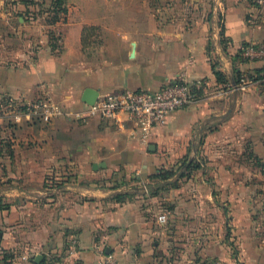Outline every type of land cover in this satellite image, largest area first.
I'll return each instance as SVG.
<instances>
[{
	"label": "crops",
	"instance_id": "1",
	"mask_svg": "<svg viewBox=\"0 0 264 264\" xmlns=\"http://www.w3.org/2000/svg\"><path fill=\"white\" fill-rule=\"evenodd\" d=\"M3 1L0 15L16 19L13 26L1 22L0 46L11 38L17 48L0 50V69L10 63L17 72L0 71V264H99V244L118 264H181L168 257L163 224L126 193L135 180L185 157L212 117L221 118V132L237 126L224 118L240 120L235 85L245 75H264V59L241 53L264 44V21L254 20V6L248 0H66L62 12L36 9L31 0L6 10ZM51 16L54 24L40 22ZM182 80L205 81V92L170 115L146 144L125 117L121 124L85 118L87 88L99 95L157 91ZM253 81L245 94L246 123L264 128V79ZM46 99L67 115L44 124L20 110ZM240 190L250 189L241 184ZM256 202L248 192L240 196L242 264H264V247L254 243ZM209 225L193 222L188 231L190 250L203 237L204 258L212 254Z\"/></svg>",
	"mask_w": 264,
	"mask_h": 264
},
{
	"label": "rangeland",
	"instance_id": "2",
	"mask_svg": "<svg viewBox=\"0 0 264 264\" xmlns=\"http://www.w3.org/2000/svg\"><path fill=\"white\" fill-rule=\"evenodd\" d=\"M18 2V0H4L1 4L7 10L12 9ZM30 2H33L36 9L53 8L52 3L45 1ZM251 2L254 3L252 7L254 20L263 24L261 21H264V0H251ZM6 14L8 17L0 15V24L5 22L13 26L15 15ZM52 18L53 16L47 17L40 22L45 20L51 22ZM9 35L11 36L12 33L10 32ZM25 47L28 49L29 46ZM16 48L11 38L5 48L0 46V50L11 52ZM14 68L15 65L7 63L0 71L5 70L4 74L14 75L17 72ZM245 77L250 78V75ZM239 93L240 120L230 117L229 113L224 116L232 121L231 123H237V126H228L221 132L216 128L217 120L221 118L212 117L205 131L197 136L185 157L157 171V175L161 177L165 175L166 178L135 180L131 186L132 191L126 193L131 201L140 200V209L145 215L157 218L161 215L166 216L163 227L170 260L179 258L178 263L181 264H242L240 196L246 192L249 193L252 201H257L251 209L255 217L253 231L258 234L254 243L264 247V128L247 125L248 120L245 118L247 91H237L233 94L239 96ZM20 110L23 113L27 112L26 103L21 104ZM241 184H246L250 190L242 193ZM205 204L207 208H203ZM189 212H193V215L198 217L192 216L191 219ZM199 214H201L200 218ZM193 222L200 223L202 227L204 224H210L212 228V254L208 258L199 254L204 246L203 237L192 245L193 250L189 249L188 231L190 223ZM173 238L182 239V242L177 243L185 246L179 248ZM223 250L226 252L225 256L222 255Z\"/></svg>",
	"mask_w": 264,
	"mask_h": 264
},
{
	"label": "built area",
	"instance_id": "3",
	"mask_svg": "<svg viewBox=\"0 0 264 264\" xmlns=\"http://www.w3.org/2000/svg\"><path fill=\"white\" fill-rule=\"evenodd\" d=\"M241 51L247 59H264V44L250 45ZM254 82L243 76L235 85V90L247 91ZM206 85L203 80H182L168 83L157 91L123 90L99 95L93 105H88L85 118L121 124L125 117V121L133 124V136L146 144L155 129L167 124L170 115L200 100ZM26 105L28 115L44 124L67 115L65 110L47 99L28 102ZM75 117L79 119L84 116L76 113ZM158 221L161 224L166 223V216H159ZM94 253L99 259V264H118L117 256L103 244L97 245Z\"/></svg>",
	"mask_w": 264,
	"mask_h": 264
},
{
	"label": "trees",
	"instance_id": "4",
	"mask_svg": "<svg viewBox=\"0 0 264 264\" xmlns=\"http://www.w3.org/2000/svg\"><path fill=\"white\" fill-rule=\"evenodd\" d=\"M248 2L250 3V4H252V5H254V3L253 2H251V0H248ZM52 9H59L60 11H62V12H66V0H53V2H52ZM56 20H57V17H53L52 19H51V24H54L55 22H56ZM250 46V45H249ZM245 47H247V46H245ZM214 74H215V77H216V79L219 81V82H224L225 81V76L220 72V71H218L217 69H216V67H215V65H214ZM250 78H252V80H263L264 79V75H251L250 76ZM54 176V175H53ZM51 177V176H50ZM55 178V177H54ZM155 178H166V176L165 175H163L162 177H161V175H157V174H155V175H152L150 178H149V180L150 179H155ZM116 199L118 200V201H120V200H122V196H117L116 197Z\"/></svg>",
	"mask_w": 264,
	"mask_h": 264
},
{
	"label": "water",
	"instance_id": "5",
	"mask_svg": "<svg viewBox=\"0 0 264 264\" xmlns=\"http://www.w3.org/2000/svg\"><path fill=\"white\" fill-rule=\"evenodd\" d=\"M99 96V92L95 89L92 88H87L82 96V101L86 104V105H93L96 100L98 99ZM42 257H37L36 261L38 262L39 259Z\"/></svg>",
	"mask_w": 264,
	"mask_h": 264
}]
</instances>
